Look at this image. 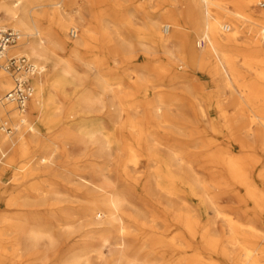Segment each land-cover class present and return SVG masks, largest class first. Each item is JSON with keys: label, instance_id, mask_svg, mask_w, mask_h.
Here are the masks:
<instances>
[{"label": "bare ground", "instance_id": "bare-ground-1", "mask_svg": "<svg viewBox=\"0 0 264 264\" xmlns=\"http://www.w3.org/2000/svg\"><path fill=\"white\" fill-rule=\"evenodd\" d=\"M43 1L0 0V29L10 26L23 35L11 51L41 69L28 75L35 89L29 112L4 99L14 81L10 72H0V119L15 129L0 130V264L78 262L83 245L101 260L132 261V129L147 161L166 168L171 192L187 201L173 207L174 220L193 244L212 250L176 264H260L264 69L252 81L244 73L254 63L264 66V11L252 8L259 0H105L99 10L92 0ZM134 11L148 19L136 31L143 60L156 61L151 76L143 63L137 80L135 44L121 27ZM69 28L77 32L75 40L67 37ZM97 48L99 54L86 58ZM78 62L92 80L77 71ZM164 82L182 85L174 97L176 114L164 88L151 90ZM139 99L148 108L143 117H130L129 105ZM79 108L88 117H71ZM162 117H171L178 136L158 139L143 128V121ZM160 146L166 152L155 151ZM72 147L79 148L75 156ZM255 150L262 153L261 169L252 175ZM110 244L116 250L107 257Z\"/></svg>", "mask_w": 264, "mask_h": 264}, {"label": "rangeland", "instance_id": "rangeland-1", "mask_svg": "<svg viewBox=\"0 0 264 264\" xmlns=\"http://www.w3.org/2000/svg\"><path fill=\"white\" fill-rule=\"evenodd\" d=\"M47 3H50V0L43 1V4ZM91 4L95 10H99L105 6V0H92ZM46 8L47 7L44 6L42 9L45 10ZM252 8L264 11V0H259L257 3H252ZM130 17L131 23L122 24L121 27L123 32L131 40L130 42L135 44L133 52L135 55H137V58L134 61L135 63L132 65V69L137 70V73H133L132 76L134 79H136L138 76H143V67H145L143 63L148 65V67L145 68L146 74H150L151 76L152 73H154L153 67L156 61L143 60V46L139 44L137 39L138 33H136L137 28L144 27L145 22L148 20L146 18L147 16L142 12L134 11ZM156 19L160 20L161 17L158 16ZM249 27L250 22H247L245 29L247 30ZM6 29L13 28L7 26ZM70 31L71 30L69 28L67 31V37L70 40H75L76 37L72 36ZM11 48L8 52L9 56H25L24 54L13 53ZM99 53L100 52L97 48L93 51H90L86 58H91V56ZM138 55L142 57L139 58ZM160 55H163V53H160ZM86 67V65L79 62L76 66L77 71L81 75L88 77V80H92L94 75L92 72L86 74ZM263 69V65L254 63L252 67L245 69V78L250 81L255 80L258 76V71ZM2 70L3 69H0V72H2ZM8 74L13 79L12 75L10 73ZM165 85L166 87L155 85L152 87V89H150L157 91L160 88H164L167 92V102L170 104L168 108L173 114H176L178 113V108L174 97L177 89L182 85L177 83L172 84L171 82H166ZM27 108L29 112V107L27 106ZM147 108L148 105L144 100H133L129 105V116L143 117V114ZM229 112L230 114H234L235 110L230 107ZM71 117H88V115L86 114L85 109L79 108L75 110L73 114H71ZM6 119H8V117ZM3 121L0 119V130H2L1 126ZM171 121V117L167 118V120L165 117H162L160 121H143V128H147V130L152 132L154 136H157L158 139H163V137L164 139L169 137L172 138L178 136L179 134L176 127L170 123ZM34 123L36 122L34 121ZM254 127H256L255 123ZM7 132L11 134L13 133V131ZM40 132V136L44 137L47 135V133L43 130ZM187 132V130L183 132L185 137L188 135ZM137 134V130H130L128 140L129 152H127V157L136 160V162L129 163V171L131 175L127 189V196L129 200L127 206V211L129 214V247L127 252L131 256L132 261L117 262L112 258L101 260L97 258L96 253L92 251L90 245H83V250H81L80 253L82 258L78 262H67L51 259L44 262H34L33 264H176V262L179 260L183 262L184 260L193 257L192 254L194 252L202 251L205 254L211 253L212 250H209L207 247H203L201 244H193L191 242V236L189 235L187 228L179 225L176 220H174L173 210L175 208L173 207H175V205L180 207L185 206L187 201L178 199L177 195L171 192L173 189V184L170 183V180L168 181L164 177L166 168H163L165 170L164 171L158 168L159 163L147 161L145 154L143 153V146L141 147L137 142ZM68 147L70 148V145H68ZM155 151L158 153L166 152V148L160 146L156 148ZM78 152V147H72L70 150V155L75 156ZM114 156H116V154H114ZM261 157L262 153L260 150H255L253 152V158H251L252 162L249 165L252 175L258 173L261 169V165L258 162V159ZM63 159H65L64 154L58 155L57 160L62 161ZM3 162H8V155L6 158H4ZM9 175L10 174H8V176ZM115 250L116 248L112 244L104 248L107 257L110 256V254ZM57 251L62 253L63 245L61 243H59V248H57ZM74 254L76 253L74 252L73 255ZM256 259L260 264H264V248L260 250V253L257 255Z\"/></svg>", "mask_w": 264, "mask_h": 264}, {"label": "built area", "instance_id": "built-area-1", "mask_svg": "<svg viewBox=\"0 0 264 264\" xmlns=\"http://www.w3.org/2000/svg\"><path fill=\"white\" fill-rule=\"evenodd\" d=\"M71 35L76 37L77 32L72 30ZM23 35L13 29H0V69L11 73L13 77V87L8 91L4 99L15 103L21 110H26L35 89L29 74L40 72V67L26 56H9V49L16 46ZM204 44V42H202ZM4 131H14V127L10 120L2 123Z\"/></svg>", "mask_w": 264, "mask_h": 264}]
</instances>
